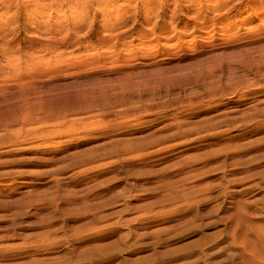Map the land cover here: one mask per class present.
Returning a JSON list of instances; mask_svg holds the SVG:
<instances>
[{
    "label": "rangeland",
    "instance_id": "1",
    "mask_svg": "<svg viewBox=\"0 0 264 264\" xmlns=\"http://www.w3.org/2000/svg\"><path fill=\"white\" fill-rule=\"evenodd\" d=\"M106 2L0 0V264H264V1Z\"/></svg>",
    "mask_w": 264,
    "mask_h": 264
},
{
    "label": "bare ground",
    "instance_id": "2",
    "mask_svg": "<svg viewBox=\"0 0 264 264\" xmlns=\"http://www.w3.org/2000/svg\"><path fill=\"white\" fill-rule=\"evenodd\" d=\"M37 1V0H36ZM102 2H106V1H111V0H101ZM206 1H209V0H206ZM216 3H218L219 1L218 0H214ZM254 1H264V0H254ZM32 2H34V0H32ZM107 3V2H106ZM232 3V2H231ZM238 3V1L236 2V4ZM218 5V4H217ZM238 5V4H237ZM236 6V5H235ZM230 8H234V6L232 5V6H230ZM201 10H197L196 11V13H195V19H197V20H199L200 18H201V21L203 20V22H205L207 19H209V18H207L206 16L205 17H203V16H201V12H200ZM203 24V23H202ZM96 31V34L97 35H99L100 34V29L99 28H96L95 29ZM115 30H117V28L116 27H114V26H112V27H110L109 29H108V31L106 32V33H103V39L104 40H109V39H112V38H119V37H121V36H123V35H125V32H121V33H119V34H116V35H113V33L112 32H114ZM63 31L64 30H62V29H58V30H56V31H50V32H47V34H49L50 36V38H49V41H51V42H54V41H56V42H58L59 41V37L57 38V36H62V34H63ZM71 34V33H70ZM57 39H56V38ZM65 37H67V35L65 34ZM70 37V36H69ZM62 39V38H61ZM60 39V40H61ZM68 40H71V39H68ZM64 41H66V38L64 39ZM62 42V41H61ZM63 43V42H62ZM70 43V42H69Z\"/></svg>",
    "mask_w": 264,
    "mask_h": 264
}]
</instances>
